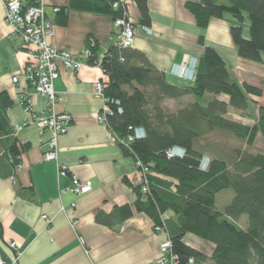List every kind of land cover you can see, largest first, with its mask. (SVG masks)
Wrapping results in <instances>:
<instances>
[{"label": "crops", "instance_id": "obj_1", "mask_svg": "<svg viewBox=\"0 0 264 264\" xmlns=\"http://www.w3.org/2000/svg\"><path fill=\"white\" fill-rule=\"evenodd\" d=\"M5 1L0 0V93L6 92L14 102L8 109L13 129L28 124L12 134L27 145L16 178L0 177V257L6 263L13 261L15 251L9 243L15 241L20 251L18 264H158L166 233H156L152 219L136 210L137 195L125 182L127 178L132 185H140L141 170L132 157L124 154L123 140L97 121L103 100L93 93V83L107 79L103 68L88 63L80 71L60 70L55 81L61 98L57 109L71 114L73 121L59 138V160L46 161L43 154L48 148L49 132L43 133L34 124L20 102L27 96L35 109L42 111L45 100L26 81L24 69L30 55L13 27L5 22ZM188 1L199 0H149L154 35L137 31L133 46L164 71L174 85L194 82L172 73L173 66L186 56L199 58L205 45H209L230 66L236 48L228 19L214 18L202 29L186 8ZM68 5V0H47V14L54 23L51 44L79 58L92 41L98 46L99 57L109 47L117 46L118 32L111 15L72 10ZM56 7L67 10L66 23L54 12ZM128 11L130 18L140 24L141 15L134 2H129ZM13 77H18V82ZM186 97L191 98L186 104L196 102ZM171 101L175 102L168 100L167 106ZM59 163L69 166L67 175L60 174ZM73 175L91 180L93 190L82 196L74 194L69 189ZM73 203L76 207H72ZM123 205H130L133 214L121 221L116 209ZM189 235L185 237L188 245L212 254V244Z\"/></svg>", "mask_w": 264, "mask_h": 264}, {"label": "trees", "instance_id": "obj_2", "mask_svg": "<svg viewBox=\"0 0 264 264\" xmlns=\"http://www.w3.org/2000/svg\"><path fill=\"white\" fill-rule=\"evenodd\" d=\"M68 1V9L107 14L114 20L126 10L123 5L114 9L117 0ZM129 1L138 7L140 24L150 26L149 0ZM186 8L202 29L214 18L228 19L239 57L264 62V0L188 1ZM66 13L65 8L56 12L62 23L67 22ZM247 24L249 37L245 36ZM204 40L200 37L201 43ZM88 47L89 62L94 64L98 46ZM101 67L108 79L105 95L113 100L107 126L122 140L133 135L134 127L146 131L145 137L122 144L126 156L149 168L146 183L134 186L125 178L137 195L135 208L147 214L154 227L168 231L178 264H264V153L251 150L259 136L264 139V105L252 125L228 117L229 109L246 110L249 97L261 98L263 90L237 82L220 52L209 45L199 57L191 85L170 83L145 53L133 48L109 47ZM207 94L213 98L205 105L193 102L173 111L167 106L168 100ZM224 95L228 99L220 97ZM13 103L6 92L0 93V177L16 178L27 149L12 135L8 109ZM174 147H181L184 155L169 156ZM229 188L235 196L221 211L216 196ZM30 190L33 195L34 189ZM116 210L121 221L133 214L130 205ZM243 216L248 218L245 226L240 225ZM189 234L212 244V254L188 245Z\"/></svg>", "mask_w": 264, "mask_h": 264}, {"label": "built area", "instance_id": "obj_3", "mask_svg": "<svg viewBox=\"0 0 264 264\" xmlns=\"http://www.w3.org/2000/svg\"><path fill=\"white\" fill-rule=\"evenodd\" d=\"M28 0H6L5 1V22L13 27L14 32L20 38L22 45L27 49L30 60L25 66L24 75L26 81L34 91L45 100V108L37 111L31 98L23 96L20 99L25 111L31 115L34 124L44 133L49 132L48 148L45 150L43 157L46 161L59 160V138L68 132V128L73 121V117L69 113L59 112L57 109L61 98L55 89V81L60 77L61 69L80 71L84 66L88 65L91 56V50L88 47L82 58L76 57L70 51L60 49L51 44L49 39L54 35V23L47 14V0H32V5H27ZM129 0H117L113 3L114 9H118L123 5L124 15L114 20V26L118 32L117 46L120 48H133L137 37V31L147 36L154 35V29L145 24H136L129 16L128 4ZM56 7L54 12H58ZM139 30H138V29ZM94 42L92 41V43ZM103 56L98 57L95 65L102 64ZM199 58L195 56H186L185 59L175 64L172 73L177 74L181 78L193 80L195 78ZM18 77H13L14 82H18ZM108 86V79L98 80L93 83V93L103 100V106L97 116L100 124L107 125L108 115H112V102L105 95V89ZM119 112L122 109L119 108ZM28 122L17 125L14 128V134L24 129ZM146 131L143 127H134L133 135L123 140L125 145L133 141L134 138L145 137ZM185 151L181 147H174L168 151L169 156H183ZM20 165L17 167L19 168ZM137 167H142L138 162ZM142 183H146V177L149 173L148 167L141 168ZM70 168L67 164L59 163V172L61 175H67ZM70 191L78 196L90 193L93 190V182L91 180H82L75 175L72 176V186ZM146 191V187H143ZM76 207V203L72 204ZM64 210V207H62ZM76 225L77 222L74 221ZM156 233H166V239L159 249L158 264H178L177 257L172 253L171 240L168 231L162 226H155ZM9 247L15 251V258L11 263L0 257V264H18L20 255L18 244L15 241L9 243ZM193 263V259H190Z\"/></svg>", "mask_w": 264, "mask_h": 264}, {"label": "rangeland", "instance_id": "obj_4", "mask_svg": "<svg viewBox=\"0 0 264 264\" xmlns=\"http://www.w3.org/2000/svg\"><path fill=\"white\" fill-rule=\"evenodd\" d=\"M245 36L249 37V26L248 24L245 26ZM237 49L234 50V57L230 60V72L232 77L239 82L240 84L243 82H248L252 85H255L263 90V96L261 98L249 97V107L244 111H239L235 109H229L228 117L233 120H237L240 122H245L247 124H254L258 121L259 118V108L261 105H264V62L263 63H254L247 60H241L237 57L238 54ZM263 60H264V53H263ZM196 102L201 104H207L209 100L213 98L212 95L207 94L204 97H196L191 96ZM222 98L228 99L226 95L220 96ZM191 98L186 97L183 100H175V102L171 101L168 104L170 110H176L179 106L187 105L186 103L189 102ZM234 142V141H233ZM233 145H240V142H234ZM251 150L254 152L264 153V139L259 136L255 141L254 145L251 147ZM235 196V192L232 188L226 189L221 191L216 196V205L219 210L224 211L225 207L228 206L232 199ZM247 216H243L240 222V225H246L247 223ZM154 230V227H153ZM189 236H195L190 234ZM161 246V245H160Z\"/></svg>", "mask_w": 264, "mask_h": 264}]
</instances>
